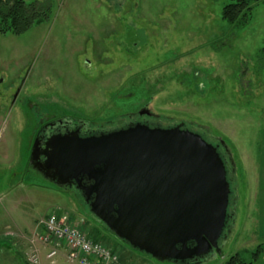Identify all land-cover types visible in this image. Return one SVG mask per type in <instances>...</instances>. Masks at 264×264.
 I'll return each instance as SVG.
<instances>
[{
	"label": "rangeland",
	"instance_id": "obj_1",
	"mask_svg": "<svg viewBox=\"0 0 264 264\" xmlns=\"http://www.w3.org/2000/svg\"><path fill=\"white\" fill-rule=\"evenodd\" d=\"M38 1L52 5L47 21L0 33V264H25L57 211L119 252L118 264H191L133 248L76 189L51 182L30 159L34 132L49 118L80 119L98 133L144 109L165 128L186 121L208 142L219 140L229 158L222 253L192 264L235 255L238 264L253 262L264 249V0H253L238 24L223 19L237 0ZM63 253L55 264H70Z\"/></svg>",
	"mask_w": 264,
	"mask_h": 264
},
{
	"label": "water",
	"instance_id": "obj_2",
	"mask_svg": "<svg viewBox=\"0 0 264 264\" xmlns=\"http://www.w3.org/2000/svg\"><path fill=\"white\" fill-rule=\"evenodd\" d=\"M182 126L137 123L85 137L58 135L37 169L58 186L76 182L97 219L158 260L221 254L231 194L227 167L217 146Z\"/></svg>",
	"mask_w": 264,
	"mask_h": 264
},
{
	"label": "built area",
	"instance_id": "obj_3",
	"mask_svg": "<svg viewBox=\"0 0 264 264\" xmlns=\"http://www.w3.org/2000/svg\"><path fill=\"white\" fill-rule=\"evenodd\" d=\"M44 229L38 239L49 246L47 257L52 263L64 247L70 264H118V252L90 238L82 223L75 222L69 215H59L57 212L47 215ZM27 261L29 264H40L37 249L29 254Z\"/></svg>",
	"mask_w": 264,
	"mask_h": 264
},
{
	"label": "trees",
	"instance_id": "obj_4",
	"mask_svg": "<svg viewBox=\"0 0 264 264\" xmlns=\"http://www.w3.org/2000/svg\"><path fill=\"white\" fill-rule=\"evenodd\" d=\"M252 2L253 0H237L235 3L226 5L223 9V19L231 24L246 23L252 12ZM51 14L52 5L49 1L0 0V33L23 34L35 25L47 21ZM101 224L107 228L102 222ZM83 228L87 230L85 227ZM88 235L93 240L102 242L100 239L92 237L90 233ZM263 250L262 247H259L253 254V262L248 264H253ZM239 261L240 257L235 255L230 258L227 264H238Z\"/></svg>",
	"mask_w": 264,
	"mask_h": 264
},
{
	"label": "flooded vegetation",
	"instance_id": "obj_5",
	"mask_svg": "<svg viewBox=\"0 0 264 264\" xmlns=\"http://www.w3.org/2000/svg\"><path fill=\"white\" fill-rule=\"evenodd\" d=\"M125 123L126 124L123 126V128L128 127L130 125H135L137 123L146 124V125H149L150 127H163L162 124L157 120L156 115L152 113L151 111H149L148 109H144V111H140L138 115L130 117V119H128ZM179 124H183L182 127L185 129H188L186 121H182V122L170 125L169 127H175ZM95 131L96 130L87 126V124L82 122L80 119H74L73 117L72 118L54 117V118H49L47 121H43L40 124V126L36 129L33 135V140H32V145H31V157H30L33 166L37 168V166H39L41 163L46 161L47 159L46 144L48 143L49 139H51L52 137H55L58 135H65V134L72 133V132H77L79 133L80 136L85 137V136L96 134L94 133ZM103 131H107V130H99L98 133L103 132ZM213 144L218 147V150L221 153L225 161L227 171H228V176H229L231 173V170H230L231 166L229 163V158L225 154L224 150H222V145L219 140H217V142H214ZM33 150H35V152H34V155L32 156ZM85 183L88 184L89 182H85ZM60 187L70 192L76 189L74 192H77L76 194L82 195V191L78 188L77 183L74 181H71L69 184H66ZM223 236H225V233H223ZM212 253H214V251H212ZM205 257L189 259L186 261V263L192 264V263H195V262H198L204 259Z\"/></svg>",
	"mask_w": 264,
	"mask_h": 264
},
{
	"label": "crops",
	"instance_id": "obj_6",
	"mask_svg": "<svg viewBox=\"0 0 264 264\" xmlns=\"http://www.w3.org/2000/svg\"><path fill=\"white\" fill-rule=\"evenodd\" d=\"M57 212H58L57 214L61 215V211H57ZM44 230L45 229L43 227L41 229V232L39 233L38 236L42 235L44 233ZM0 235H1V233H0ZM36 245H37V250H38L39 256H40V262H41V257H43V255L45 254V260L46 261L45 262H42L41 264H46L47 262H49L50 264H55L56 263V260H54V263H52V261L50 259H48V257H47V254L49 252V246L43 245L40 241H37ZM2 250H4V249H2ZM62 250H64L63 257L65 256L64 258H66V249L63 247V248L60 249V251H62ZM60 251H59V253H60ZM263 252H264V250H263ZM25 264H28L27 260H26ZM253 264H264V259H260L258 257L256 259V261H254Z\"/></svg>",
	"mask_w": 264,
	"mask_h": 264
}]
</instances>
